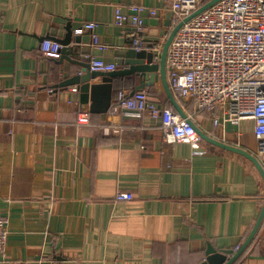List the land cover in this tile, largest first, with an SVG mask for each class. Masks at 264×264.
<instances>
[{
    "label": "crops",
    "instance_id": "1",
    "mask_svg": "<svg viewBox=\"0 0 264 264\" xmlns=\"http://www.w3.org/2000/svg\"><path fill=\"white\" fill-rule=\"evenodd\" d=\"M132 1L0 0V215L10 230L0 264H201L211 247L239 251L253 231L264 177L250 159L205 140L170 144L149 115L111 131L110 109L100 112L108 87L111 108L140 86L137 74L97 76L88 91L59 87L87 56L124 68L137 33L115 24L116 9ZM138 1L157 11L145 14L143 49L163 47L178 24L171 1ZM88 22L106 50L91 47V31L75 33ZM69 23L72 61L44 54L42 42H59ZM144 90L174 109L161 78ZM182 104L209 137L257 157L252 119L217 127L212 113ZM80 112L88 125L77 123ZM235 264H264V221Z\"/></svg>",
    "mask_w": 264,
    "mask_h": 264
},
{
    "label": "built area",
    "instance_id": "2",
    "mask_svg": "<svg viewBox=\"0 0 264 264\" xmlns=\"http://www.w3.org/2000/svg\"><path fill=\"white\" fill-rule=\"evenodd\" d=\"M179 23L198 10L207 0H170ZM156 16L157 11L133 0L127 11L116 9L115 24L131 26L137 33L135 48L143 49L142 34L145 30V14ZM97 23L88 22L75 30L82 34L91 31V47L106 50L95 32ZM62 45L53 40H44L41 49L48 56L60 53ZM161 45H154L155 60H160ZM94 72H114L116 63L87 56ZM168 82L172 92L181 103L192 102L197 111L214 115V125L226 123L238 126L243 120L254 121V136L257 141V158L264 167V0H222L186 23L175 36L167 56ZM76 88L73 92H77ZM217 110L222 113L220 118ZM186 112V111H185ZM187 114V113H186ZM149 115L160 119L168 143H187L199 149L202 143L193 123L183 118L176 110L152 99L146 91L133 95L120 91L109 110V127L113 133L125 130V121L140 120ZM80 126L90 123V114L80 112ZM120 200L131 195L120 193ZM8 220L0 215V257L4 256L9 243Z\"/></svg>",
    "mask_w": 264,
    "mask_h": 264
},
{
    "label": "water",
    "instance_id": "3",
    "mask_svg": "<svg viewBox=\"0 0 264 264\" xmlns=\"http://www.w3.org/2000/svg\"><path fill=\"white\" fill-rule=\"evenodd\" d=\"M222 0H210L204 5H202L198 10L193 12L190 16L185 18L183 21H180L176 27L171 32L168 40L164 44L161 53H160V60L157 62L155 60L156 53L153 51V47L142 49L140 51H137L136 48L130 49L127 53V59L124 61V68L121 70H117L114 72H94L91 71V65L87 64L84 65L85 69L81 74H77L70 79L63 81L59 87L60 88H67L69 86L73 85H80L84 84L82 87L83 91L89 90V82L92 78H96L97 76H105V77H122V76H132L134 74H137L141 79V84L139 87H137L131 95H133L137 91L144 90L147 86L154 85L155 81L161 78L163 87L167 96L168 101L170 104L174 107V109L185 119H187L191 124L194 125V123L188 119V115L184 111L181 103L177 100L174 93L172 92L169 82H168V70H167V56L170 49V46L177 35V33L181 30V28L188 23L193 18L197 17L199 14L204 12L205 10L211 8L215 4L219 3ZM67 34L63 39H60L59 42L63 46L60 53H61V60L67 59L68 61H72L70 46L72 45L74 38V30L72 27V24H68L66 26ZM77 43H80L79 39H76ZM60 60V62H62ZM110 90L107 93L106 100L104 101V109L100 112H107L110 109L111 106V100H112V86L110 85L108 87ZM93 112V111H92ZM197 133L201 136L202 140H205L211 144L220 146L222 148L228 149L230 151H233L235 153H238L240 155H243L250 159L260 170L264 177V167L262 166L261 162L257 157L252 155L251 153L247 152L244 149H241L239 147L231 146L226 143L217 141L216 139H213L209 137L204 131H202L197 125H194ZM264 221V207L262 209L261 215L251 232L250 236L244 243L242 247H240L239 251L233 252L228 250L223 251H217L214 248H209L208 251V257L206 260L201 264H235L238 259L244 254V252L248 249V246L252 243V241L255 239L260 227L262 226V223ZM230 256V257H229Z\"/></svg>",
    "mask_w": 264,
    "mask_h": 264
},
{
    "label": "trees",
    "instance_id": "4",
    "mask_svg": "<svg viewBox=\"0 0 264 264\" xmlns=\"http://www.w3.org/2000/svg\"><path fill=\"white\" fill-rule=\"evenodd\" d=\"M141 91H142V90H141ZM143 91H146V92L149 94V96H150L152 99L155 100V95H154L151 91H149V90H143ZM167 102H168V104L170 105V107H172L171 104H170V102H169L168 100H167ZM159 103H160V102H159ZM161 104H163V103H161ZM164 106L167 107L166 104H164Z\"/></svg>",
    "mask_w": 264,
    "mask_h": 264
}]
</instances>
